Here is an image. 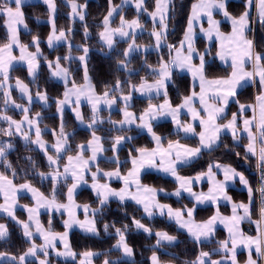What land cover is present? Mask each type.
<instances>
[{"label": "snow or ice", "instance_id": "obj_1", "mask_svg": "<svg viewBox=\"0 0 264 264\" xmlns=\"http://www.w3.org/2000/svg\"><path fill=\"white\" fill-rule=\"evenodd\" d=\"M46 5L48 13V24L50 32L47 35L46 43L48 48H55L59 44H64L68 48L67 55H57L55 59H48L43 55L39 36L33 35L31 45L20 42L19 27L27 29L26 17L24 13V0H0V19H3L4 26L7 29L6 42L0 44V97H2V107H0V121L6 123L7 127H0V136L9 138L0 140V165L5 170H11V178L5 172H0V197L3 203H0V214L9 218L21 230L22 236L29 244L27 249L20 254H13L9 251H0V264H51V256L62 257L65 260L70 259L73 264H94V259L104 255L103 264H117L116 260L108 258L110 250L104 253L86 249L81 252L73 250L69 243V229L73 226L78 227L86 234L91 236H100L98 214L103 212L104 206L108 205L110 199H117L121 204L125 200H132L143 208V212L151 218L155 214L160 216L167 215L169 220H174L179 229L185 230L188 236L197 244L210 241L215 234V226L220 223L225 226L228 232V238L218 241V248L211 251L201 250L195 260L190 264H238L237 248L243 246L248 249L247 264H258L259 260H264V185L258 191L260 192V220L253 221L257 224V235H244L239 228L242 221H251V206L254 201V190L249 185L248 179L236 168L221 163L209 164L207 172H201L195 177H184L178 174L180 166H187L192 161L199 158L202 150L213 151L221 141L222 135L231 133L233 141L239 143L247 139L244 145V157L249 155L257 157V169L261 172V180L264 181V52L256 51L254 38H249L248 30L253 23L252 6L254 0H244V11L238 16L233 15L228 9V0H198V3L192 5L191 14L188 16L187 24L183 32V38L179 41V46L167 43L168 24L170 15L174 12L173 0H154V10H149L146 0H122L121 4H115L113 0H107V12L103 15L100 22L101 30L98 32L101 44L100 50H113L119 40L127 43L123 49L122 58L116 62L118 70L130 72L129 67L133 54L146 50L144 45L136 42L138 31L144 29L141 23V15H147L152 22L150 37L154 39V49L158 52L163 47L169 50L168 58L165 60L161 56L158 67L147 65L150 74L154 77L153 82L149 83L147 79L141 77L139 85L128 81L117 79L114 85H105L104 91L98 93L89 76L88 57L90 47L84 43L77 45L80 54L72 55L73 47L70 36L72 29H58L55 14L57 12L56 0H42ZM132 5L136 12V18L127 19L123 13L125 5ZM66 6L70 8L69 17L73 20L79 19L85 21L87 17L88 3H79L78 0H66ZM257 10L256 20L264 28V0H255ZM119 16V26L113 27L116 16ZM215 15H222L225 20L231 24V32L224 34L220 31V21L215 19ZM202 17H207L209 27L205 29L200 27V32L211 40L215 35L219 42V50L216 56L220 60L231 58V74L224 79H206L205 61L208 52H198L195 47L196 25L200 23ZM39 19V18H37ZM84 40L87 41L90 33L87 24L84 25ZM34 47L35 51L29 48ZM14 48H19L20 55H13ZM174 53V54H173ZM194 57L199 58V64H194ZM43 59L46 64L50 77L61 81L64 86L62 98H56L55 112L60 119L59 131H52L56 137L55 143L49 144L43 136L46 129L40 127L41 113L36 112L31 115V106L34 101L40 102L48 107L50 96L46 90H40L37 86L35 95L29 87V84L17 78L15 83L11 82V67L14 62H22L26 65L27 74L31 77V83L36 84L37 74L40 70V61ZM78 60L83 70V84H78L73 69L72 62ZM251 65V70L248 69ZM173 69L187 70L193 79H199L200 92L193 91L191 95L184 96L182 103L173 107L168 98V85L172 82ZM259 82V94L255 97L256 104L245 105L235 102L239 106V111L232 114L231 119L226 123L219 121L224 119L225 109L232 98L238 97V89L244 87L245 83ZM127 84V93L125 94L124 85ZM19 92L22 100L27 103H17L13 98V90ZM134 93L149 97L151 101L153 95H163V103H148V106L139 115L129 111L130 103ZM199 100L200 108L195 105ZM86 100L91 108V118L86 124L90 131L91 138L86 144L77 146L75 156L68 155L67 163L60 170V162L64 153L70 151L69 139L71 133L66 132L64 123L65 107H70L75 115L76 121L85 123V117L81 112V101ZM118 102L123 103L120 109L123 115L122 120H111L107 122L111 125L109 131H115L117 134L110 138L111 162L116 168L111 171L102 170L98 166V157L102 156L109 149L105 148V137L99 135L100 125L105 121L101 118L102 105L111 109ZM257 107L259 108L258 117L255 115ZM12 108L23 113L22 119L16 120L8 115V110ZM251 108L254 115L251 119L245 117L247 110ZM186 110L192 121H198L201 131L198 133L194 124L184 123L181 120L182 113ZM161 117H169L176 129L177 135L183 133L185 137L198 136L199 146L189 147L181 143L180 140H169L167 147L162 146V137L154 131L152 122ZM242 120V128L240 119ZM138 122V123H137ZM132 125L146 130V132L155 141L157 147L151 150L139 147L134 150L138 155L129 152L131 168L126 175L121 174L122 163L119 160V151L121 146L132 139L125 135ZM34 133V138H33ZM20 137L26 146H35L43 153L46 158L49 172H38L41 180L50 177L52 184V197H46L42 192L34 187L29 181L16 184L14 180L17 171L12 163L7 159L9 150L14 148L12 138ZM90 152L88 158L84 153ZM54 153V154H50ZM240 155L239 152L236 153ZM32 165L33 170L38 166L32 157L27 158ZM93 165H97L95 171H92ZM144 168H155L174 177L179 183V187L173 193H166L180 197L182 192L187 193L195 203L192 207H186L185 211L174 210L168 204L160 203L157 200L158 192L163 189H156L150 186L142 185L140 180L141 170ZM91 172L92 183L90 185L95 194L99 206L91 208L88 204L83 205L85 213L84 219L77 218L76 209L79 205L74 202V193L81 184H87L86 173ZM222 175L223 179L216 177ZM71 178V184L67 186V200L69 203H59L56 200V190L61 182H67ZM101 178L107 181L117 179L123 182V187L115 189L110 183H101ZM207 178L211 186L208 192L193 191V187ZM238 178L239 184L244 186L249 195L247 203H234L226 192L229 182H235ZM135 189V191H133ZM28 192L32 194L35 201L34 206L23 205L27 212V220H20L16 215L18 205V194ZM219 199H223L231 204V216H221L219 211L203 222H196L194 213L196 206L211 202L217 204ZM47 208L49 212L55 210L60 212L65 210L68 219L63 220V232L54 231L52 228V219L50 217L48 227L46 228L39 219L40 209ZM242 210V214H241ZM132 225L135 230L142 231L152 235L151 228L142 223L141 219H132ZM130 231L129 225L125 224L122 228L115 224L104 223L103 232L107 235L116 237L115 244L112 246L121 256L118 260L127 264H135L134 248L128 243L127 234ZM156 244L153 246L152 254L149 258V264H162L157 250L162 246L171 245L177 237L166 231H156ZM37 238L42 243H36ZM10 239V229L7 223L0 222V242L7 243ZM58 244L62 245L63 250L58 249ZM253 251L256 259H253ZM220 255L219 259H213V254ZM189 264V262H185Z\"/></svg>", "mask_w": 264, "mask_h": 264}, {"label": "trees", "instance_id": "obj_2", "mask_svg": "<svg viewBox=\"0 0 264 264\" xmlns=\"http://www.w3.org/2000/svg\"><path fill=\"white\" fill-rule=\"evenodd\" d=\"M196 0H173L174 12L170 15V20L168 24V39L167 43H172L177 45L182 38V34L185 29V22L188 17L189 9L193 2ZM57 2V12L55 14V19L58 29L67 30L72 29V34L70 40L72 41V55L77 56L80 54V49L77 45L86 43L90 47L89 57H88V68L89 76L93 85L99 93L104 91L105 85H114L117 79L122 81H128L133 84L139 85L141 77L147 80H153L154 77L150 74L147 65H152L157 67L161 56L166 60L168 58L169 50L166 45L163 47L162 51L158 52L154 49V39L150 37V32L152 30L151 19L147 15H141L140 20L144 25V29L137 34L136 42L139 45H144L148 50L141 51L140 53L133 54L130 62V72L124 70H118L116 67V62L118 59L122 58L123 49L127 47V43L123 40H118L116 47L113 50L105 49L103 52L100 50L101 44L98 37V32L101 30L100 22L103 19V15L107 12V0H78L79 3H88L87 17L85 21H80L79 19L73 20L69 17L68 13L70 8L66 6V0H56ZM115 4H121L122 0H113ZM149 10L154 9V0H146ZM229 11L234 14H240L243 9V1H230L228 5ZM24 13L26 17V23L28 25L27 29L23 28L19 32L20 42L24 44L31 45V40L33 35L39 36L41 43V50L44 56L48 59H55L57 55L63 56L68 54V48L64 44H59L55 48H48L46 43L47 35L50 32V25L48 24V13L46 5L42 2L35 1L30 3H24ZM123 13L127 19L131 20L136 18V12L132 5H125L123 8ZM253 23L248 30L249 38H254L256 44V51L264 52V28L261 27L260 23L256 20V16L252 13ZM39 18V19H37ZM87 24L89 28V37L87 41L84 40V25ZM119 25V16L117 15L113 22V27ZM7 29L4 26L3 19H0V44L6 42ZM203 41L198 38L196 41V47L202 48ZM214 47L210 46L209 53L206 56L205 63V75L208 78L211 77H222L229 72L228 66L220 65L217 58L214 57ZM30 51H35L34 47L29 48ZM19 48H14L13 55H17ZM75 79L78 84L84 81L83 70L80 66L78 60H74L71 65ZM11 82L14 84L17 78L23 80L25 83L29 84L32 94H35L37 86L40 90H46L50 96L49 106L45 107L40 102L34 101L31 106V115H35L36 112L41 113L40 127L46 129L43 136L49 144L53 143L56 138L52 135V131H59L60 119L55 112L56 98H62V93L64 91L63 83H59L54 78L50 77L48 68L41 58L40 70L37 74L36 84L31 83V77L27 74L26 65L15 64L11 68ZM125 94L127 93V84L124 85ZM190 90L189 78L183 74H179L177 71H173L172 82L168 85V98L172 105H177L181 99L187 95ZM257 93V89L253 85H245L238 92L237 99L239 102H251L254 95ZM13 98L17 103L27 102L22 100L20 94L15 89L13 90ZM164 99L163 96L154 97L149 100L146 97H139L133 94L132 101L130 104V109H132L136 114H140L149 102L154 103L159 100ZM121 102H118L117 109L113 110H103L101 111V118L105 121L103 125H100L99 135L105 137V148L109 151L105 152L103 157L99 158L98 166L105 171H111L115 169L116 165L111 162L110 158L113 153L111 152V142L110 138L120 134L115 131H109L111 125L107 122L111 120H121L120 119V106ZM0 107H2V97H0ZM230 110L235 108V104H232ZM82 114L85 117V124L90 121L91 111L87 106H81ZM8 115L12 116L16 120L22 119L23 113L19 110L10 108L7 112ZM185 117V116H183ZM186 118V117H185ZM64 123L66 132L71 133L69 139L70 151L64 153L63 159L61 160L60 170H63V165L65 164L68 155L76 154L78 151L77 146L84 144L88 139L91 138L90 131L80 125L74 118L70 110L65 109L64 111ZM0 127H7L6 123L0 121ZM154 131L157 135L162 137V143H168L169 140H180L188 146H196L197 139L195 137L186 138L181 134L177 135L176 130L172 128L171 121H158L153 124ZM125 135L131 136L130 141L125 142L118 153L119 160L122 163L121 174H125L129 168V152L132 151L136 154L134 150L139 147L149 148L153 145L149 135L145 132L142 133L137 130L134 126L130 127V130L123 133ZM34 135V134H33ZM9 138L0 136V140H8ZM14 148L9 150L7 159L12 163L13 168L17 171V176L14 183L20 184V182L29 181L34 185L40 192L52 197V184L50 177L46 180H41L38 175L39 171L49 172L47 166L46 158L43 153L38 149H34L35 146H26L24 141L20 137L12 138ZM246 140L243 139L239 143L234 142L230 135H222L221 141L218 146L214 148L213 151L202 150L201 155L198 159L192 161L187 166H180L178 169V174L180 175H192L195 173L203 172L208 168L209 164L214 162H219L222 164H229L236 170L242 172L249 181V185L254 190V201L251 206L252 216L251 221L259 219L260 214V199L261 195L258 189L264 185V181L261 180V172L257 169V157L249 155L247 159L244 157V145ZM239 152L240 155L237 156L236 153ZM54 154V153H50ZM86 155V153H84ZM36 162L38 168L37 170L32 169L31 163L28 161V157ZM97 165L92 167V171H95ZM0 172H5L11 178V170H5L3 165H0ZM86 179H91V172L86 174ZM105 180V178H101ZM141 183L144 185H149L155 188H161L166 191L174 189L176 186V181L169 175H162L160 173H155L152 171H146L140 175ZM70 180L61 182L56 190L55 196L57 201H64L66 195V187L68 186ZM120 180L113 179L110 184L114 186H119ZM229 194L232 196L233 200L236 202L249 200L248 191L240 188L230 187L227 189ZM159 198L162 201L167 202L176 208L190 207L193 205L191 199L181 195L180 198H175L172 196L159 194ZM22 196L20 201H24ZM75 201L81 203H88L93 207H98L99 203L93 192L85 187L79 189L78 193L75 195ZM27 203L29 200L26 201ZM219 209L223 213H228L229 208L224 205H219ZM214 208L211 206L196 207L194 213V218L197 220H205L212 212ZM40 220L42 224L48 227V222L51 217L52 228L54 231H59L63 229L62 225V214L54 213H41ZM21 216V215H20ZM141 219L142 223L149 225L153 230H163L171 235L177 237V240L171 245L162 246L157 250L158 255L162 262H168L171 264H185V262H190L195 260L196 256L201 250L211 251L218 246V241L225 239V231L221 228H217L214 236L210 241H205L202 244L195 243L185 231L180 230L174 222L167 221L164 217H151L147 218L143 215V210L133 203L132 201L125 200L121 204L118 200L113 199L109 201L108 205L104 206L103 212L98 214L100 236H91L89 234L79 232L76 229L69 231V243L71 244L73 250L77 252L84 251L86 249H91L93 251L104 253L110 250L108 258L116 260L117 264H127L126 259L124 261L118 260L120 257V252L113 248V243L116 239L114 235H107L103 232V224H115L116 227H123L125 224L129 225L130 231L127 234L128 243L134 248V260L135 264H149V258L153 251V246L156 244V237L154 233L148 235L142 231L135 230L132 225V219ZM0 221L7 223L10 229V239L7 243L0 242V251H9L13 254H20L27 249L29 244L25 241L22 236L20 228L11 220L7 221L6 217L0 216ZM242 229L249 235L255 232L252 223L243 222ZM40 239L37 238V242ZM217 254L214 253L213 256ZM238 260L242 261L244 258V253H238ZM105 259L104 255H101L94 259L95 264L103 263ZM261 262V263H260ZM51 264H73V261L65 260L62 258H57L51 256ZM258 264H264V260H259Z\"/></svg>", "mask_w": 264, "mask_h": 264}, {"label": "crops", "instance_id": "obj_3", "mask_svg": "<svg viewBox=\"0 0 264 264\" xmlns=\"http://www.w3.org/2000/svg\"><path fill=\"white\" fill-rule=\"evenodd\" d=\"M35 1H39V2H42V0H24V3H30V2H35ZM230 1H243V9H242V12L244 11V0H228V5H229V3H230ZM194 3H198V0H196L195 2H193L192 3V5L194 4ZM192 5H191V7H190V9H189V14H188V16L191 14V11H192ZM154 10V9H153ZM233 15H235V16H238L239 14H234L232 11H230ZM251 12L252 13H254L255 14V16H257V10H256V7H255V0H254V3H253V6H252V9H251ZM214 18L215 19H217V20H219L220 21V31L222 32V33H224V34H228V33H230L231 32V24H230V22L229 21H227V20H225L224 19V17L222 16V15H215L214 16ZM78 19V18H77ZM187 19H188V17H187ZM187 19H186V22H185V25L187 24ZM119 26V25H118ZM204 27L205 29H207L208 27H209V24H208V20H207V17H202L201 18V21H200V23L199 24H197L196 25V33H195V37H194V40H195V47H196V41L198 40V38H201V40L203 41V45H202V48L200 49L199 47H196V49H197V51L198 52H208L209 53V49H210V46L211 45H213V47L215 48L214 49V57L215 58H217V60H218V62H219V64L220 65H223V66H228V68L230 69L229 70V72H228V74H226V75H224V76H222V77H211V78H208V77H206V79H208V80H212V79H224V78H227L230 74H231V71H232V69H231V58L229 57L228 59H226V60H220L219 59V57H217L216 56V52L219 50V42L217 41V39H216V37H215V35H213V37H212V39L211 40H208L205 36H204V34L203 33H201L200 32V27ZM251 26V25H250ZM186 27V26H185ZM24 27L23 26H20L19 27V31L20 30H22ZM141 31H138V33H140ZM20 33V32H19ZM182 38H183V34H182ZM181 38V39H182ZM119 39V38H118ZM176 46H179V43L176 45ZM145 48H146V50H148L147 49V47L145 46ZM18 49V48H17ZM146 50H143V51H146ZM20 52V51H19ZM174 54V53H173ZM20 55V53H18L17 55H15V56H19ZM207 59V58H206ZM24 64V63H22V62H14L13 63V65L12 66H15V64ZM193 63L194 64H199V58L198 57H194V60H193ZM205 63H206V61H205ZM25 65V64H24ZM158 67V66H157ZM12 68V67H11ZM247 70H251V65H248V69ZM173 71H177L179 74H183V75H185V76H187V78H189V82H190V90L188 91V93H187V95L186 96H188V95H191V93L193 92V91H195V92H197V93H199L200 92V82H199V79L197 78V79H193V77H192V75L187 71V70H179V69H173ZM56 80V79H55ZM154 80V79H153ZM153 80H148V82L149 83H151V82H153ZM56 81H58V80H56ZM59 83H61L62 84V82L61 81H58ZM84 83V81L82 82V83H80V84H83ZM245 85H253V87H255L256 89H257V93L254 95V97H253V100L251 101V102H239V103H242V104H245V105H249V104H256V100H255V97L259 94V91H260V89H259V82H258V78H257V81L255 82V83H245ZM245 85H244V87H245ZM243 88V87H242ZM242 88H240V89H238V92H239V90H241ZM98 92V91H97ZM99 93V92H98ZM136 96H139V97H141V98H143V97H146V98H149V97H147V96H144V95H141V94H139V93H134ZM33 95H35V94H33ZM160 96H163V95H160ZM154 97H158V96H155V95H153V97L152 98H154ZM183 99V98H182ZM182 99H181V101L179 102V103H177V105H179V104H181L182 103ZM237 100V97H235V98H232L230 101H229V104H228V106H227V108L225 109V114H224V119L223 120H221V121H219L220 123H226L227 122V120H229V119H231V117H232V114L233 113H235V112H238L239 111V106H238V104L235 102ZM122 103V102H121ZM160 103H163V99L162 100H159V101H157V102H154L153 104H160ZM131 104V103H130ZM232 104H235V108L233 109V110H230V106L232 105ZM82 105H84V106H87V108L88 109H90V111H91V108H90V105H88V103H87V101L86 100H82L81 101V106ZM177 105H173V107H175V106H177ZM195 105H196V107L199 109L200 108V105H199V100L197 99L196 101H195ZM148 106V105H147ZM146 106V107H147ZM102 107V109L103 110H107V111H109V110H113V109H117V107H118V103L116 104V105H114L111 109H109V108H107L106 106H101ZM120 108H123V103L121 104V106H120ZM65 109H67V110H70V112L72 113V115H73V118L75 119V115H74V113L72 112V110H71V108L70 107H65ZM145 109V108H144ZM81 110V109H80ZM129 111H132L135 115H137V116H139L140 114H136L132 109H128ZM81 112H82V110H81ZM120 114H121V116H120V119L122 120L123 119V115H122V112L120 111ZM253 115H254V113H253V111H252V109L251 108H249L248 110H247V112L245 113V117L246 118H249V119H251L252 117H253ZM255 115L258 117V115H259V108L257 107V110H256V113H255ZM183 116H185V117H183ZM76 120V119H75ZM167 120H169V121H171V119L169 118V117H161V118H158L157 120H155V121H153L152 122V124H154L155 122H158V121H167ZM181 120L184 122V123H189V122H191V123H193L194 124V127H195V129H196V132L198 133L199 131H201V128H200V126H199V122L198 121H195V122H193L192 121V119H191V117L187 114V112H186V110L182 113V115H181ZM242 120H243V118H241L240 119V126H241V128H242V126H243V124H242ZM78 122V121H77ZM80 125H82V126H84V127H86V124L84 123V124H81L80 122H78ZM138 123V122H137ZM172 123V122H171ZM132 126H134L137 130H139L140 132H142V133H146L147 135H149L147 132H146V130H144V129H141V128H139V127H137L136 125H132ZM131 126V127H132ZM172 128L174 129V130H176L175 129V127H174V125L172 124ZM34 134V133H33ZM182 136H184V134L183 133H180ZM225 134H228V135H230V137H231V133H225ZM225 134H223V135H225ZM149 137H150V139H151V141H153L152 143H153V145L151 146V147H149V148H147V149H149V150H151V149H153V148H156L157 147V145H156V143H155V141L152 139V137L149 135ZM185 137V136H184ZM190 137H195L196 139H197V145L196 146H189V147H197V146H199V138H198V136H191V135H189L188 137H186V138H190ZM33 138H34V135H33ZM232 138V137H231ZM55 140H56V138L53 140V143H55ZM245 140H246V142H245V144L247 143V139L245 138ZM181 143H183L182 141H180ZM235 142V141H234ZM87 143V142H86ZM86 143H84V144H86ZM167 144L168 143H162V146L163 147H167ZM77 153V152H76ZM76 154H73V156H75ZM91 155V153L90 152H86V155L84 154V157L85 158H88V156H90ZM135 155H138L137 153L135 154ZM103 156H105V155H102V156H99L98 157V160H99V158H101V157H103ZM65 163H67V158H66V161H65ZM214 163H219V162H214ZM213 163V164H214ZM222 164V163H221ZM225 165H229V164H225ZM94 166V165H93ZM231 166V165H230ZM63 168V167H62ZM131 168V164H130V159H129V168H128V170ZM111 170H114V169H111ZM127 170V171H128ZM207 170H208V168L207 169H205L203 172H207ZM146 171H152V172H155V173H160V174H162V175H166V176H169V174H167V173H164V172H162V171H158L157 169H155V168H144V169H142L141 170V173H140V175L142 174V173H144V172H146ZM239 171V170H238ZM201 173V172H200ZM242 173V172H241ZM87 174V173H86ZM127 174V172L125 173V174H123V175H126ZM197 174H199V173H195V174H192V175H181V176H184V177H195ZM171 176V175H170ZM172 177V176H171ZM175 181H176V179L174 178V177H172ZM217 179H220V180H222L223 179V176L222 175H219V176H217L216 177ZM69 180H70V182H69V184H68V186L71 184V178L69 177ZM113 180V179H112ZM111 180V181H112ZM117 180V179H116ZM111 181H107L106 180V178H105V180H100V182L101 183H103V182H108V183H110ZM20 183H24V182H20ZM176 186L177 187H179V183L176 181ZM16 184H18V183H16ZM142 184V183H141ZM142 185H144V184H142ZM34 186V185H33ZM110 186L111 187H114V185H111L110 184ZM146 186H149V185H147L146 184ZM211 186V184L209 183V180L207 179V178H205V179H203L200 183H198V184H196L194 187H193V191H195V192H197V193H200L201 191H203V192H205V193H207L208 192V189H209V187ZM35 187V186H34ZM83 187H85V188H88V189H90L91 190V187L89 186V187H87V186H84L83 185ZM119 187L121 188V187H123V182L121 181V183H120V185H119ZM150 187H152V186H150ZM177 187H175L174 189H172V190H170V193H172L174 190H176L177 189ZM230 187H235V188H240V189H244V190H247L244 186H242V185H240L239 184V181H238V178H237V180L235 181V182H229V184L227 185V187H226V192H227V194H228V196H230L231 197V199H232V202H234V203H247L246 201H239V202H236V201H234L233 200V198H232V196L229 194V192H228V188H230ZM80 188H82V187H80ZM79 187L77 188V190H76V192L74 193V202H75V204L76 205H79L80 207L79 208H77L76 209V214H77V218L78 219H80V220H83L84 219V216H85V213H84V210H83V205H85V204H88V203H81V202H76L75 201V195L78 193V191H79V189H80ZM153 188H155V187H153ZM156 189H161V188H156ZM92 191V190H91ZM166 191V190H165ZM66 192H67V187H66ZM161 192H158V194H157V200L159 201V202H165V201H162L160 198H159V194H160ZM169 193V194H170ZM21 194H24L23 192L21 193ZM21 194H18V197H17V199H18V203H20L21 201L19 200L20 199V197H21ZM25 194H27L29 197H30V200H29V202L27 203L26 201L24 202L26 205H28V206H34V204H35V201L33 200V198H32V194L31 193H25ZM94 194V193H93ZM161 194H164V193H161ZM45 195V194H44ZM95 195V194H94ZM164 195H166V194H164ZM181 195H183V196H185V197H187V198H189V199H191V201H192V203L194 204L195 203V201L194 200H192V198L187 194V193H185V192H182L181 193ZM181 195H180V197H181ZM46 197H48L47 195H45ZM168 196H172V195H168ZM172 197H175V198H180V197H176V196H172ZM48 198H51V197H48ZM0 199H2V197H0ZM114 199V198H113ZM113 199H111V200H113ZM117 200V199H116ZM129 201H131V200H129ZM57 202H61V201H57ZM133 203H135L134 201H132ZM61 203H64V204H67V203H69L68 202V200H67V197H66V195H65V200L63 201V202H61ZM136 204V203H135ZM89 205V204H88ZM219 205H224V206H226V207H228L229 208V210H228V213H223L220 209H219ZM139 206V205H138ZM172 208H175V209H179V210H182V211H185V214H186V207H182V208H176V207H173L172 205H170ZM205 206H211V207H213L214 208V210H213V212L208 216V217H206L205 218V220H207L208 218H210L212 215H214V214H216V212L217 211H219V213H220V215L221 216H231L232 215V211H231V204L229 203V202H227V201H225V200H223V199H219L218 200V203L217 204H212L211 202H205L204 204H199V205H197L196 207H205ZM140 207V206H139ZM189 207V206H188ZM190 207H192V206H190ZM141 208V207H140ZM90 210H91V206H90ZM142 210V209H141ZM16 215H21V213H22V215L23 216H25L24 218H19L18 217V219H20V220H27V212L25 211V209H18V208H16ZM21 212V213H20ZM44 212H47V213H54V214H62L63 215V219H62V225H63V220H65V219H67V217H68V215L66 214L67 212L65 211V210H62V211H60V212H56V211H52V212H49V210L47 209V208H41L40 209V214L41 213H44ZM19 213V214H18ZM39 214V219H40V215ZM241 214H242V210H241ZM0 216H3L2 214H0ZM4 217H6V216H4ZM153 217H159V216H153ZM162 217H164V216H162ZM165 218V217H164ZM186 218H187V216H186ZM195 219V218H194ZM205 220H197V219H195V221L196 222H203V221H205ZM260 220V218L259 219H257V220H253V221H259ZM41 221V220H40ZM250 222L249 220H245V221H242L241 222V224L239 225V228H240V231L244 234V235H247V236H253V237H255L256 235H257V224L256 223H254V222ZM1 222H3V221H1ZM243 222H249V223H252V225H253V228H255V232L256 233H253L252 235H249V234H247L246 232H244V230L242 229V223ZM4 223V222H3ZM42 223V222H41ZM46 227V226H45ZM47 228V227H46ZM179 228V227H178ZM217 228H221L222 230H224L225 231V239H227L228 238V232H227V229L225 228V226L223 225V224H220V223H218L216 226H215V232L217 231ZM72 229H76V230H78L79 232L81 231V232H83L81 229H79V228H71V229H69V231L70 230H72ZM180 230H182V229H180ZM64 231V227H63V229L61 230V231H57V232H63ZM161 231V230H160ZM182 231H185V230H182ZM186 232V231H185ZM83 233H85V232H83ZM187 233V232H186ZM188 235V234H187ZM39 239V238H38ZM224 239V240H225ZM42 241V240H41ZM58 247H59V244H58ZM218 247V246H217ZM239 252H243L244 253V258H243V260L242 261H239L238 260V257H237V261H238V264H247V259H248V249H246V248H244L243 246H239L238 248H237V256H238V253ZM252 255H253V259H256L257 257H256V254H255V252L253 251V253H252ZM216 256H218V257H215V258H213V259H219L220 258V255H216ZM69 260V259H68ZM166 264H171V263H168V262H165ZM261 263V262H260ZM95 264V263H94ZM101 264H103V263H101Z\"/></svg>", "mask_w": 264, "mask_h": 264}, {"label": "rangeland", "instance_id": "obj_4", "mask_svg": "<svg viewBox=\"0 0 264 264\" xmlns=\"http://www.w3.org/2000/svg\"><path fill=\"white\" fill-rule=\"evenodd\" d=\"M87 181H88V183L87 184H81L80 186H79V188L80 187H83V185L84 186H87V187H89L90 185H91V183H92V180L91 179H86ZM113 188H115V189H120V187L119 186H114ZM178 188V187H177ZM159 190V189H158ZM133 191H135V189H133ZM175 191V190H174ZM173 191V192H174ZM172 192V193H173ZM24 194H21V193H19V194H21V196H22V198H24L23 200L24 201H21L20 203H18V209H24L22 206L23 205H26L24 202L25 201H27V200H30V197L27 195V194H25V193H28V192H23ZM161 193H164V194H166V193H170V191H163V192H161ZM66 197H67V192H66ZM132 201V200H131ZM63 202V201H62ZM0 203H3V198L2 199H0ZM61 203V202H60ZM160 203H162V202H160ZM163 204H168L167 202H163ZM169 205V204H168ZM89 206H91V208H95V207H93L92 205H89ZM170 206V205H169ZM141 207V206H140ZM141 209L143 210V208L141 207ZM174 210H176L175 208H173ZM55 211V210H54ZM21 213V212H20ZM19 214V213H18ZM67 214V213H66ZM143 215L145 216V217H147L148 218V216L143 212ZM154 216H160L158 213L157 214H155ZM17 217H19V218H24L25 216H23L22 215V213H21V216L20 215H17ZM153 217V216H152ZM164 217H165V219L167 220V221H172V222H174V224L178 227V225L175 223V221L174 220H169L168 219V217H167V215H164ZM259 217H260V214H259ZM185 218H186V214H185ZM67 219H68V217H67ZM6 220L7 221H10V219L9 218H7L6 217ZM1 222V221H0ZM146 225V224H145ZM147 227H149V228H151L149 225H146ZM72 228H78V227H76V226H73ZM152 230V233H155L156 232V230H153V229H151ZM59 231H61V230H59ZM158 231V230H157ZM161 231H163V230H161ZM115 241H116V239H115ZM115 241H114V243H113V245L115 244ZM36 243H42V241L41 240H39V242H37L36 241ZM219 246V245H218ZM216 248H218V247H216ZM216 248H214V249H216ZM58 249L59 250H63V248H62V245H59V247H58ZM53 256H55V254H52ZM120 256H121V253H120ZM151 256V255H150ZM56 257V256H55ZM215 257H218V256H213V258H215ZM58 258V257H57ZM59 258H62V257H59ZM62 259H64V258H62ZM126 259V258H125ZM162 264H166L165 262H162Z\"/></svg>", "mask_w": 264, "mask_h": 264}]
</instances>
